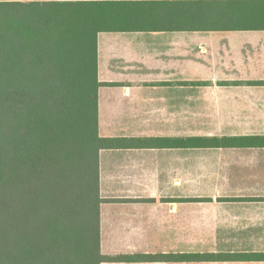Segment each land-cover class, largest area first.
I'll return each mask as SVG.
<instances>
[{"label": "crops", "instance_id": "0c3cea01", "mask_svg": "<svg viewBox=\"0 0 264 264\" xmlns=\"http://www.w3.org/2000/svg\"><path fill=\"white\" fill-rule=\"evenodd\" d=\"M86 1L101 264H264V0Z\"/></svg>", "mask_w": 264, "mask_h": 264}, {"label": "trees", "instance_id": "16d2710c", "mask_svg": "<svg viewBox=\"0 0 264 264\" xmlns=\"http://www.w3.org/2000/svg\"><path fill=\"white\" fill-rule=\"evenodd\" d=\"M86 7L0 0V264L110 259L100 251L98 187V154L110 140L98 134L102 83Z\"/></svg>", "mask_w": 264, "mask_h": 264}]
</instances>
